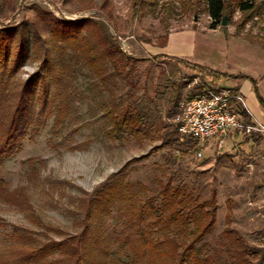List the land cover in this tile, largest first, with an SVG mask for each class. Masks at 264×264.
<instances>
[{"label":"rangeland","instance_id":"rangeland-1","mask_svg":"<svg viewBox=\"0 0 264 264\" xmlns=\"http://www.w3.org/2000/svg\"><path fill=\"white\" fill-rule=\"evenodd\" d=\"M133 1L0 0V30L17 29L12 50L20 43L27 46L25 61L8 78L11 98L6 110L10 112L22 85L41 68L31 46L32 34L40 33L56 56L54 41L39 19L40 11L63 21L92 19L100 23L104 33L133 60L109 77L105 86H95L79 63L78 94L60 124L50 103L42 106L40 85L30 91L26 114L18 124L21 141L13 155L0 159V264H16L15 253L29 251L28 246L36 249L48 240L61 241L64 236L57 231L66 236L78 234L84 212L78 208L81 200L94 198L114 179L134 185L141 201L154 199L156 204L160 203L161 185L182 188L199 202L215 191L216 224L203 241L209 248L197 247L210 253L218 246L221 233L233 230L249 247L251 264H264V136L256 135L251 141L229 135L220 150L215 139L194 148L191 141L174 133L178 107L172 115L168 112L177 91L179 103L207 90L233 86L223 80L213 83L169 57L156 58L162 54L189 56L196 32L208 29L205 0H139L137 6ZM256 2V11L239 31L264 39V0ZM231 6L233 13L222 30L235 34L244 17ZM221 54L217 50L211 55L219 58ZM108 72H112L110 66ZM44 76L51 94L53 81L49 73ZM235 92L249 111L244 91ZM111 101L117 114L125 113L127 120L113 131L106 114ZM136 117L141 123L134 132L130 120ZM197 152L201 158L196 157ZM118 172L121 174L113 179ZM112 208L102 218L110 237L108 245L110 252L126 262L115 235L122 238L128 224ZM155 229L152 238H162L163 233Z\"/></svg>","mask_w":264,"mask_h":264},{"label":"trees","instance_id":"trees-1","mask_svg":"<svg viewBox=\"0 0 264 264\" xmlns=\"http://www.w3.org/2000/svg\"><path fill=\"white\" fill-rule=\"evenodd\" d=\"M138 3H140L139 0H134L133 6H137ZM205 4L208 18H210L209 30L225 28L221 26L222 19L226 17V21L229 22V16L233 13L231 5L234 4L235 9L244 17L235 35L242 36L264 49V39L244 36L239 31L240 26L244 25L256 11V0H205ZM39 19L48 28L49 36L54 41L53 49L56 56H52L50 48L46 46L40 33L32 34L31 46L34 47V52L40 60L41 68L22 85L18 100L11 112L6 110L10 108L9 98H11L8 78L13 77L25 61L27 46L20 43L12 50L11 40L17 29L0 30V159L13 155L21 141L23 133L20 132L18 124L21 117L26 114L30 91L36 85H40L43 95L42 106L50 103L51 108L56 111V118H58L56 123L60 124L63 116L70 112L69 105L78 94L75 79L79 63L84 65L92 76L96 82L95 86L98 83L105 86L109 77L114 76V73L118 74L120 68L125 69L133 61L112 41L110 36L104 33L102 25L92 19L63 21L43 11L39 12ZM11 56L12 59L9 61ZM163 57L168 56L164 54L156 56L162 59ZM169 59L188 69L196 70L213 83L232 78L194 63L170 57ZM108 66L112 68L111 73L108 72ZM5 72L8 75H5ZM44 73H49L53 81L51 94H49L50 88L47 87L48 80L46 81ZM180 96V91H177L168 111L170 115L177 109ZM47 98H50L48 102ZM258 101L264 108L260 98ZM110 107L106 110V114L113 122V131L118 128L117 125L120 128L125 125L127 120L125 113L121 116L117 114L118 108L113 101L110 102ZM240 114L246 122H250V118L243 110ZM130 121H132V130L136 132L137 124L141 123L140 118L136 117L135 120ZM174 131L177 134L176 129ZM255 137L256 135L244 136L245 140L251 141ZM120 174L121 172H118L112 175V178ZM158 192L160 203H154V199L141 201L140 193L134 185L114 179L99 193H95L94 198L81 200L78 208L84 212L78 221L81 227L78 234L66 236L62 231L56 230L58 235L64 236L61 241L50 243L48 240V243L40 244L36 249L28 246L29 251L15 253L17 260L15 263L251 264L249 247L244 238L233 230L223 231L218 246L215 249L212 248L210 253H205L201 249L209 248L203 241L210 235L216 224L215 191L211 193L208 200L203 202L193 199L182 188H171L169 184L161 185ZM113 206L119 212V218H123L128 224L120 234L122 238L115 235L118 249L125 255L126 262L114 252H110L108 245L110 237L106 235L105 223L102 221V218L110 214ZM153 227H156V231L163 233L162 238H152Z\"/></svg>","mask_w":264,"mask_h":264},{"label":"crops","instance_id":"crops-1","mask_svg":"<svg viewBox=\"0 0 264 264\" xmlns=\"http://www.w3.org/2000/svg\"><path fill=\"white\" fill-rule=\"evenodd\" d=\"M192 47L188 57L181 54L166 56L231 76L223 80L233 83L228 89L243 90L246 103L251 107L249 111L246 109L249 117L264 124V108L258 101L260 98L264 103V49L220 28L196 32ZM217 50L222 52L220 57H212Z\"/></svg>","mask_w":264,"mask_h":264},{"label":"built area","instance_id":"built-area-1","mask_svg":"<svg viewBox=\"0 0 264 264\" xmlns=\"http://www.w3.org/2000/svg\"><path fill=\"white\" fill-rule=\"evenodd\" d=\"M239 104L241 108L237 107ZM242 110L249 117L243 98L232 89L207 90L179 102L173 120L181 140H189L194 148H202L210 139H215L220 150L229 135L264 136V124L250 117V122H246L240 114ZM201 156V152L196 153L197 158Z\"/></svg>","mask_w":264,"mask_h":264},{"label":"water","instance_id":"water-1","mask_svg":"<svg viewBox=\"0 0 264 264\" xmlns=\"http://www.w3.org/2000/svg\"><path fill=\"white\" fill-rule=\"evenodd\" d=\"M194 20H196V18H194ZM225 25H226V17H223L221 26H225Z\"/></svg>","mask_w":264,"mask_h":264}]
</instances>
